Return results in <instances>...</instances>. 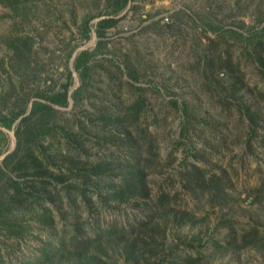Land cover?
I'll list each match as a JSON object with an SVG mask.
<instances>
[{"label": "rangeland", "instance_id": "374dc122", "mask_svg": "<svg viewBox=\"0 0 264 264\" xmlns=\"http://www.w3.org/2000/svg\"><path fill=\"white\" fill-rule=\"evenodd\" d=\"M111 4L0 0V164L16 148L19 123L6 129L1 116L23 107L28 114L37 96L68 81L69 71V90L79 86L74 56L95 48L96 23L111 15ZM88 16L85 39L80 26ZM115 17L83 95L66 107L53 105L48 120L24 124L28 145L11 175L25 199L33 193L17 206L31 228L20 241L0 229V264H264V68L247 54L248 38L259 31L252 52L264 63V0H132ZM134 86L146 105L129 128L132 137L121 133V139L112 135L108 115L130 111L139 95ZM238 102L258 114L252 139ZM185 103L197 120L178 143ZM134 150L145 166L137 186L128 174L136 166L137 159L127 161ZM193 160L207 168L201 184L216 173L211 190L196 180L194 190L183 186L182 167ZM67 182L83 186L71 189ZM119 184L128 199L103 204ZM8 191L0 180V196Z\"/></svg>", "mask_w": 264, "mask_h": 264}, {"label": "trees", "instance_id": "16d2710c", "mask_svg": "<svg viewBox=\"0 0 264 264\" xmlns=\"http://www.w3.org/2000/svg\"><path fill=\"white\" fill-rule=\"evenodd\" d=\"M129 1H132V0H112L111 15L100 18L96 23L95 34L98 40H97V44L95 48L93 50L83 49L74 56L73 66L80 79V84L78 87H76L73 91L69 90L70 84L72 82V72L69 71L67 75L68 81L65 84H63L59 90L54 91L50 95L41 94L37 96L40 100H35L31 103V109L28 114H26L27 107H23L19 110L11 111L9 113L10 117L4 116V118H2L1 116L2 127L9 129V130L12 129L14 122L17 119H19V123L16 129L14 130L15 136L17 138L16 148L14 151L6 154L0 164V180L5 181L6 188H10V191L5 193L6 194L5 196L3 195L0 196V217H1L0 218V229L5 231L4 233L6 236L5 238L7 239L13 238L14 240L20 241L21 239L24 238V235H25L24 232L27 231V229L31 228L30 226L26 227L25 224H23L21 215L23 211L25 210H22L18 208L17 206L20 203H22L23 200H27L31 194L33 195V193L32 192L28 193L29 195H27L26 196L27 199H25L24 197L25 191L23 190V187L21 186L22 183L19 180L14 179L13 176L11 175L12 172L17 170L22 165V159L20 158H18V161L14 163V160L17 159L19 150L22 147H26L28 145V138H26L25 133H29V132L31 133V131H30V127L28 126L24 127V124L31 122L32 118L38 119V118L43 117L42 118L43 121H45V119L48 120L49 115H51L55 111V108L53 105L66 107L69 105L70 100H72L75 103L78 100V97L83 95V93L85 92V88L87 84L89 83L88 81L90 78L91 63L96 57V55L101 52L100 47L102 45V40L105 36V31L106 29L112 28L117 24L119 17H115V15L118 14L121 10H123L129 3ZM92 17L93 16L85 17L83 18L81 22L80 30L82 32V36L85 39H88L90 37L91 26L89 24V21L90 19H92ZM220 29H221L220 33L230 31L231 33H234L238 35L239 37H243V35L235 29H222V27H220ZM258 33L259 31H256L254 32V34H251V39L247 37L249 40L248 45L251 46L247 48L248 49L247 54L252 58V60H255V62H257V64L260 66L259 68H264V63H262L263 60L260 58L258 54H254V52H252V51H256L254 46H256L257 42L254 44L253 42L257 38L259 39ZM204 63H206L205 59H204ZM127 73H128V77L132 81L136 80V77L134 76L133 72L130 71L129 68H127ZM134 87L139 91V95L137 96L135 101H133L127 106V109L131 111V116L129 113L130 111L129 112L124 111L118 115H112V117L108 115V118L111 119V122L115 125V127L113 128L114 133L112 135H116L115 133H117L120 136L121 133H124V136H126L127 138L132 137L133 132L129 128H131L130 126H132V124H135L136 122L138 123L140 113L142 109L144 108V106L146 105L145 99L140 94L141 93L140 87L139 86H134ZM226 102L227 101H223L224 104ZM172 103L174 104V106L177 107L178 102L176 99H174ZM228 104H231V102H228ZM237 106H238V109L240 110V113L244 115V117L247 119L249 123V128H248V131L250 134L249 138L252 139L253 135L257 134L256 126H257V123H259L258 117H257L258 114L254 112L249 105L243 104L242 102H238ZM181 116L182 118L180 122L181 127H180L178 143H180L181 141H184V138L186 137V134L188 132L189 123L197 120L195 119L194 114L190 111V108L188 104L186 103L183 104V106L181 107ZM32 126H33L32 131H35L37 129V125L34 123ZM59 128L61 132L64 131L63 136L65 137L67 141L71 143L75 142L72 137L73 136L72 134L66 132V130H64L61 127ZM0 133H3V132L0 130ZM120 137L121 139L124 138L123 136H120ZM139 140L140 139L134 140V143H138ZM261 140L263 143L264 142V131H263V135L261 136ZM248 142H250V140ZM139 154L140 152H137V150H134V154H133L134 158H130L129 156H127L129 157L127 158V161H133L134 159H137V161L134 163L136 166L130 167L131 168L130 172H128V174H130L131 176L132 185H136V186L140 184V181L144 175L143 167H145L144 165L143 166L139 165V162H140ZM28 155L31 156L30 152L28 153ZM20 161H21V164L19 165L18 162ZM206 169H207L206 167L198 166L195 160H193V162L191 161L189 163H186L182 167V170H181L185 173L184 178L181 176V181H183V186H185L189 190L190 189L194 190V187L190 186L191 181L196 180L200 183L199 175L205 176V173H207L205 172L207 171ZM196 173L198 177H195ZM53 178L59 182H62V178L58 176L53 177ZM216 179H217L216 173L213 172L211 174H208L206 181H204L203 184L200 183L201 184L200 187L202 188L203 191L211 190L210 184L215 182ZM42 183H45V185H47L49 182L42 180ZM65 185H67L71 189L73 187L78 188L79 186H83V185L77 184L76 182L74 183L67 182ZM81 191L86 192L83 188L81 189ZM128 196L129 195L126 192L124 185L119 184V185H116V187L112 188L110 191H107V196H105L102 199V201H103V204H106V205L109 204L108 203L109 200H112L115 203H120V202H124L125 200H127ZM165 198H166V193H162L160 196L161 201L165 200ZM12 203L14 204V207ZM36 206L39 207L42 205L36 204ZM28 210H29V207H26V213L28 212ZM29 213L33 215L34 209L31 208ZM216 245L220 246L219 243H216ZM260 247L261 249H264V241L260 243ZM29 262H32V261L29 260ZM169 263L170 261H167L166 263L160 262V264H169ZM173 263H176V262L173 261Z\"/></svg>", "mask_w": 264, "mask_h": 264}, {"label": "built area", "instance_id": "2783aa9c", "mask_svg": "<svg viewBox=\"0 0 264 264\" xmlns=\"http://www.w3.org/2000/svg\"><path fill=\"white\" fill-rule=\"evenodd\" d=\"M164 19L167 21L168 20V17H165Z\"/></svg>", "mask_w": 264, "mask_h": 264}]
</instances>
